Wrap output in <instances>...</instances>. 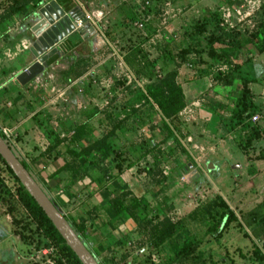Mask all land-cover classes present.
<instances>
[{
	"label": "rangeland",
	"instance_id": "374dc122",
	"mask_svg": "<svg viewBox=\"0 0 264 264\" xmlns=\"http://www.w3.org/2000/svg\"><path fill=\"white\" fill-rule=\"evenodd\" d=\"M171 1V7L167 9L166 14L164 13L165 9H162V12L159 10L150 20L138 19V17L131 21L128 20L126 27L122 31L123 34H121V42L112 43L109 41L104 30L103 33L101 31L96 42L95 40L91 41L92 44L98 41L102 48L97 49L99 52L94 54L95 58L88 56V61L81 66V69L77 70V76L80 74V77L84 72L88 71L86 78L89 79L86 86L81 85V83L77 85V107L75 106L76 108L73 109L70 108V105L64 107L61 103L57 104L56 108L59 111L65 108L66 110L68 109L69 113L66 116H57L52 120L54 124H56V121L61 120L66 125L72 126L71 132L68 135L66 134L67 136L65 135L67 146L77 151L83 149V147L81 148L83 145L89 147L94 142L98 143L99 139L106 136L115 127L114 122L121 120L116 117L108 119L101 113V110L98 114L92 110L88 114V121H90L89 124L93 130H85L81 136L74 137L73 130L75 127L73 125L80 122L81 108L96 104L95 106L104 110L111 107V103L113 104L116 101L118 105H121L125 101L126 92L130 94L137 93L138 89H142L144 84H148L153 80L149 74L150 71H152L151 74H154L157 67L159 71L173 69L180 72H188L186 73L188 76L201 75L204 71L203 69L207 70L208 68L213 69L212 71L216 73L213 76H219L222 71L224 72L225 66L229 68L227 63L208 59L207 54L202 51L205 43H211L214 48H219L223 43L229 41V37L226 34L228 30L219 26L220 18H209L206 21L209 14L214 11H217L219 15L220 8L226 4V0ZM140 2L141 0H139ZM8 5L10 3L7 5L1 4L0 11L2 12V7L5 10ZM88 11L93 14L92 11ZM257 12V22L264 20V0L261 1ZM98 14L102 18L103 13ZM105 16L109 17L108 14ZM135 21L137 22L135 23ZM137 23H142V26L139 27L136 25ZM198 28L202 30L200 33L197 32ZM197 34L200 35L199 38L195 37L198 36ZM121 44H124L123 48L125 49L120 47ZM183 45L189 46L193 50L188 56L189 61L186 62H182L179 56L180 48ZM255 46L256 44L252 43L242 49L238 58H236L238 61L234 58L232 60V64H236L235 69L233 71L227 69L226 72L229 71V74L237 73L238 70L239 72L242 70L243 66L248 65L253 51L258 54ZM108 55L110 56L105 64L99 68L97 67L96 70V67H94L95 63L103 60L104 57H108ZM156 60H158V65L150 64L151 61ZM232 67L234 68V66ZM90 71L91 73L88 74ZM181 76H184V73H179V77ZM137 77L141 78V80H138ZM44 86L47 88L44 89ZM44 86L43 89L46 92L50 91L51 86L49 84ZM83 87H86L84 92ZM113 88L115 89L114 92L111 90ZM38 90L39 88L31 87V92H37ZM53 91L51 90L50 93H53ZM94 92L97 93L99 98L91 99L90 93ZM116 92L121 95L112 97V93ZM25 97L13 95V97L10 96V98L6 99L5 102L4 99H0V130L5 135L6 142L11 144L17 150L19 156L25 158L28 162L34 178L46 190L48 196L54 200L59 211L70 220H77V218L83 220L86 229L92 234L90 237L93 240L92 242L83 240V242L92 251L97 261L103 264H259L255 260L254 249L255 247L263 248L264 227L260 226L255 229L254 224L249 222L253 217L252 211H236L237 220L230 221L224 228L222 223L216 233L214 230H210L209 227L217 221L219 213L223 209L214 194L218 192V188L223 192L224 189L218 183V176L212 175L208 180L200 178L199 185L193 189L192 185L188 183H191L192 178H194L193 172L198 167L192 163L187 166L184 161V154L177 155L176 158H171L167 162L164 158L161 159L162 164L152 168L154 177L150 176L148 170L142 168L143 165H147L144 164L143 160H140L138 165L131 168L123 167L120 174H118L117 168H114V165L109 162V159L100 163L101 172H98V174L103 173V176H101L103 181H100L103 182L101 187L107 184H109L110 188L112 186L118 187L119 191L120 189L122 191L120 193L124 200L128 204L136 201V204H138L136 208L145 209L143 211L145 215L150 214V205L157 207L168 202L167 205L164 204L165 212L169 214L168 216L176 224L174 233L168 241H152V243L145 244L149 234V224L154 223L153 220L157 219L153 218V213L148 216L150 217L149 219L142 217L145 222L140 226V233H142L139 236L140 239L133 236L132 241L135 245L147 246L144 256L137 258L133 254V247L128 256L124 254L123 250L118 248V252L116 251L115 254L117 259L108 262L106 260L108 254H106V250L103 247L115 241L114 237L110 236L112 232L110 226L112 225L101 226L103 223H100L101 225H99V222L96 223L95 215L97 211H93L92 206L98 199L94 196L93 189L84 190L82 189V182H75L71 189L75 196L70 197L67 193L71 191L68 190L66 192L54 187L57 178L64 177V172L61 171L53 178L50 176L56 167L62 165V159H66V161L73 163L77 167V155L65 153L63 157L53 160V157L47 154L45 150L47 145L43 132L33 125L31 120L28 119L27 124L24 123L22 127H18L17 123L26 118V113L18 114L20 121L7 119L6 112L8 110L14 111L16 105L24 106L18 100L21 101V98ZM152 106L156 107L155 104H152ZM149 108L147 104L137 107L138 110L141 109L139 112L142 115L150 111ZM76 117L77 122H73ZM131 118L124 120V122L132 121ZM125 125L127 127V124ZM124 135H126L130 144L136 146L141 140L147 139L151 133L148 129L143 131L138 128L135 131H125ZM117 140L120 145L121 137ZM232 149L233 158L230 160L232 163L239 161L241 164L240 168H234L232 164L225 165L220 170V175L223 177L222 181L226 183V186L233 188L237 182L236 180L243 184L247 182L249 171L247 169L248 166L245 164V155L242 150L234 146ZM195 153L200 152L196 149ZM31 154L37 155L35 157L37 158L36 161L30 157ZM43 160L47 161L44 168ZM147 160L149 162L150 158L148 157ZM182 165L184 167L178 170ZM200 165L206 170L205 163L202 162ZM138 166L140 168H137ZM173 171H175L174 174ZM164 174L170 176L171 180L170 183L166 181L168 184L166 183L165 188L162 185V188L156 181ZM259 179L258 177L255 181L256 191L254 193L257 195L248 199L244 198V203L248 205V208L252 204L257 203L254 201L262 200L264 188L262 181L259 182ZM184 184H186L185 188L183 187ZM97 186L95 185L94 187ZM16 189V181L0 162V235L3 229V232H5V228L2 226L6 227L7 230V234L4 236L6 238L5 246L0 249V264H73L61 250L60 245L52 244L40 234L39 226L37 227L38 223L31 217L24 203L20 201ZM77 189H79L78 193ZM192 189L193 191H191ZM172 190L176 191L175 196H169ZM106 192L108 193V191ZM164 192H166V195ZM139 198L141 200L138 201ZM169 200H171L172 205H169ZM87 209H89V212L87 211L86 213ZM255 211L259 212V214L264 213V206H258ZM97 227L103 228L100 229L101 232H98ZM189 240L194 241L191 252L185 255L177 254V250ZM53 253L58 255L60 262L56 257L51 256Z\"/></svg>",
	"mask_w": 264,
	"mask_h": 264
},
{
	"label": "crops",
	"instance_id": "0c3cea01",
	"mask_svg": "<svg viewBox=\"0 0 264 264\" xmlns=\"http://www.w3.org/2000/svg\"><path fill=\"white\" fill-rule=\"evenodd\" d=\"M42 1L45 3L49 0H40L36 4L34 1L30 0L25 13H23V9H21L15 14H12L6 21V34L8 39L0 36V90L6 87L9 91V96L11 97H13V95L25 97L26 95L25 98H21V101L18 100V102L22 103L24 106H20V104L15 106L16 111L18 108L21 109L19 113H26V118H23L21 121L19 120L20 122L17 123L18 127H22L24 123L27 124L28 119L31 120L33 125L37 126L35 121L32 120L31 116L35 112L41 110L43 111V117H50L48 121L50 127L54 131L59 132L60 136H64V133L71 132L72 126L66 125V123L61 120L56 121V124H54V121L52 120L57 116H66L69 111L65 108L59 111V109L56 108V105L61 103L64 107H67L68 105H70V108L73 109L77 107V85L81 83V85L86 86V84L89 82V79L86 78V73L88 71L84 72L81 77H77V70L81 69V66L86 61H88V56H92L93 58L94 54L99 52L97 49L102 46L98 41L95 44H92L91 41L95 40L96 42L99 34L101 31L103 33L104 30V32H117L115 42H121V34H123L122 31L125 27L124 24H126V22L130 20V18L135 13L140 11V3L139 0H80L86 10L88 9L93 12V16L96 21L95 23H91L96 29L95 33L90 34L87 32L88 36L85 38H83L81 34L77 33L76 31L67 35L62 41L56 44L58 47V52L49 58L51 61L47 60L48 65L45 66L46 68L44 72L38 77L22 85L16 80V76L34 61V57L29 50L31 43V34L29 33V28L33 23V14ZM9 2V0H0V5H7ZM167 3L170 4V1H167ZM58 4L65 11H69L66 10L64 3L58 2ZM3 9L4 8L2 7L1 10L3 11ZM101 12L103 13L102 18L98 14H101ZM106 14H108L109 17H106ZM153 16L154 13L149 14L148 19L150 20ZM138 19H141V17H138ZM136 22L137 21H135V23ZM105 27L107 28L106 30ZM123 45L124 44H121V46ZM252 54L253 55L250 58L251 60L249 64L243 66L240 72L238 70L237 73H232V77L230 78L229 82V77L225 76L228 75V71L226 72V70L229 68H227V66H225L226 69L224 68V72L222 71L221 75L218 76L219 78H217V76H213L216 73L212 71L213 69L209 68L204 70L203 73L198 76H188L186 75L188 72L180 71H178L177 76V82L182 89L185 100V106L178 113V116L181 123L180 130L184 135L180 141L185 147L186 152L178 151L176 148L177 153L171 155L169 160L171 158H176L177 155L184 154V161L187 166L189 163H192L194 166L195 164L197 165L198 168H196L193 172L194 178H192L191 183H188L189 185H192L193 189L195 186L199 185L201 180L200 178H202V180H208L211 175L218 176V183H220V186L224 189V192L218 188V192L214 195L220 196L228 205V207L234 212L251 211L261 202L260 200H256L254 202L257 203H251L252 205L249 208L247 207L248 205H245L244 203V198L248 199L257 195L254 192L256 191L255 181L258 177L260 178L259 182L262 181V186L264 188V53L256 54L253 51ZM109 56L110 55L95 63L94 67H96V70L97 67L99 68L101 65L105 64ZM77 61H79L78 65ZM70 67H72V71H70L71 73L65 75L66 72L69 71ZM90 73L91 71L88 74ZM179 73H184V76L179 77ZM65 78H69V81L65 82ZM43 84L46 86L49 84L51 86L50 91L46 92L44 89L47 87H45ZM42 85L44 86V89ZM31 87L35 89L39 88L40 91L38 90L37 92H31ZM84 88L86 89V87H83V92L86 91ZM244 89L250 91V99L258 108V111L254 114L259 115V119L256 122H253L251 119L247 118L245 122L241 124H235L231 119L233 109L235 108L236 100ZM51 90H54L53 93H50ZM111 90L114 92L115 89L113 88ZM59 91L64 92V94L59 96ZM90 94L91 99L99 98L95 92ZM119 94L120 93L118 92L114 94L112 93V97ZM125 95V101H127L129 98H135L138 95V92L131 94L126 92ZM125 101L121 104L126 103ZM117 103V101L113 104L111 103V107L108 109L105 108L104 110L103 108L95 106L96 104L90 107L81 108L80 117L82 112L88 108L90 111H95L96 114H98L101 110V113H103L106 118L108 116H111V119L119 115L120 117L125 116L126 113L123 112L124 109L120 110L121 105H118ZM142 103H144L143 100L136 102L135 107L142 105ZM218 105L224 109L221 110ZM128 110L129 109L126 108V111ZM148 112L149 111L145 112V114ZM73 122H77V117ZM128 123L125 122L127 127L129 126ZM160 123L159 116L156 113H153L151 115V119L146 123V125L144 127H140L139 129L143 131L148 129L150 133L153 132L152 134L156 135L155 141H157L163 137V130L159 128L161 125ZM125 124L124 122L122 123L123 128L121 129L120 144L123 149L131 147L129 140L126 138V135H124L125 131H130L127 129ZM75 125L77 126V124ZM75 125L73 126L76 127ZM251 127L257 128L261 134V137L258 141L253 142L252 146H250L252 150L247 154L244 150H242L240 144L245 140L246 136L249 135V129ZM38 129L40 128L38 127ZM40 131L42 130L40 129ZM45 140L46 145L48 146L49 142L46 137ZM65 143L67 142L64 141V144ZM167 145L169 147H173L175 144L172 140H170L167 142ZM233 146L242 150L243 154L245 155V164L248 166L247 169L250 174L248 173L249 178L247 182L243 184L236 180L237 182L232 188L226 186V183L222 181L223 177L220 175V170L223 166L228 164H232L234 168H240L241 164L239 161L232 163L230 160L233 158ZM196 149H198L200 153H195ZM202 162L206 164V170L201 167L200 163ZM208 163H210V166L207 165ZM174 172L175 171H173V174ZM167 177L168 178L166 181L170 183L171 177ZM166 181L159 185L161 187L163 185L165 188V185L168 184ZM185 185L186 184L183 185L184 188ZM105 186L101 188L99 186L92 188L94 196H96L98 199L96 200L97 202L93 204V206L98 205V203L103 200L104 196L109 195V189H105ZM107 187H109V184H107ZM193 189L191 191H193ZM106 191H108V194ZM164 193L166 195V192ZM175 194L176 191L172 190L169 196H175ZM169 201V205H172L171 200ZM167 203L164 204L167 205ZM164 204L157 207L150 205V208L155 209V213L159 214L158 216L160 217L162 215L161 213L169 215L165 212L166 209ZM110 210L105 211L102 208H97L96 223L99 222V225H101L100 223H103L101 226L109 225L106 223V220L113 218L115 215L114 212ZM126 214L127 213L123 212L120 217H117L113 224H110L112 226L109 225L112 231L110 236H112V238L114 237V240L121 237H126V235L129 233L137 230V225L135 222L130 217H127ZM2 227L5 228V232H3L4 229L1 231L0 249L4 248L5 246L6 238H4V236L7 234L6 227ZM97 228L98 232L100 229H103L102 227ZM133 236L138 237L139 239V234L137 232L134 233Z\"/></svg>",
	"mask_w": 264,
	"mask_h": 264
},
{
	"label": "trees",
	"instance_id": "16d2710c",
	"mask_svg": "<svg viewBox=\"0 0 264 264\" xmlns=\"http://www.w3.org/2000/svg\"><path fill=\"white\" fill-rule=\"evenodd\" d=\"M10 5L1 12L0 14V36H3L5 39H8V36L6 34L7 31V24L6 21L8 18L12 15L18 12L19 10L23 9V13L27 10V6L29 4L30 0H9ZM34 3H38L40 0H32ZM167 1L171 0H141L140 2V11L138 13H135L131 18V20H134L137 17H141L143 20H148V15L152 13H158L159 10H161L165 6V3ZM236 0H227V3L235 2ZM59 3H64L66 10H70L75 5H77L76 0H57ZM147 2V3H146ZM164 4V5H163ZM163 5V6H162ZM162 6V7H161ZM211 18H219L218 12L214 11L213 13L209 14L208 19ZM204 21V23H206ZM218 21V20H217ZM202 23V24H204ZM126 27V24H124ZM198 28L197 32H201ZM115 31H107L106 37L111 42H115L116 34ZM227 36L229 37V41H226V43H223L219 48H214L211 43H205L203 46L202 51H204L208 59L212 61H219L221 63H227L229 65L228 70H234L236 67V64H232L233 58L237 60L240 52L242 49H244L249 44H256V50L258 53H264V20H260L257 22V25L255 29L251 32H235V31H227ZM198 35V34H197ZM196 38H199L200 35L195 36ZM122 49L123 46H121ZM192 48L189 46L183 45L182 48H180V60L182 62L189 61L188 56L192 52ZM128 60V59H127ZM238 61V60H237ZM79 64V61H77V65ZM151 65H158V60L151 61ZM234 66V68L232 67ZM161 68V66H160ZM206 70V69H203ZM72 71V67H70L69 71L66 72L65 75L70 74ZM152 71H150V78H153L152 81H150L148 84H144L142 86V89H139L138 95L135 98H129V100L125 101L126 103L121 104L120 110L124 109L123 112H125V116L122 118L119 116H115L116 118H120L121 120H118L114 122L115 127L111 129L106 136L99 139L98 143L94 142L93 145L87 147L85 145L81 146L83 149H79L75 151L74 149L70 148L69 146L64 144L65 141V135L70 132L64 133V136H60V133L57 131H54L50 125L48 124L50 117H43L42 113L43 111L39 110L35 112L31 118L35 121L37 126L42 130L43 134L48 140V146L46 147L47 154L51 155L53 157V160H56L58 157H63L65 153H70L72 155H77V167L73 165V163H70L69 161H66V159H62L63 163L62 165L56 167L52 174L50 175L52 178L57 176L61 171L64 172V177L57 178L54 187L64 190L68 192L67 194L70 197L75 196V193L72 192V187L75 185V182H82V189L84 190H92V188L96 185L99 187L102 186L103 181L101 176H103V173L98 174V172H101V168L99 167L100 163L104 160L109 159V162H111L114 166V168H117L118 174H120L124 168H131L132 166L138 165L140 160L144 161L143 169L148 170L151 177H154L153 174V167L159 166L162 164L161 159H165L167 162L169 160V157L178 151L186 152L185 147L182 145L180 139L184 137L183 133L180 130V120L178 113L184 108L185 106V100L182 93V89L180 85L177 82V76L178 71L176 70H169L166 69L164 71H159V68L157 67L156 72L151 74ZM158 74V75H157ZM220 74V73H219ZM228 75H225L226 77H229L228 82L230 81V78L232 77V73L229 74V71L227 73ZM64 75V74H63ZM64 75V76H65ZM80 75V74H79ZM78 75V76H79ZM77 76V77H78ZM218 76V75H217ZM220 76V75H219ZM66 77V76H65ZM138 80H141V78L137 77ZM219 78V77H218ZM69 78H65V82H68ZM244 82V81H243ZM246 86V84H245ZM251 93L247 89H244L238 99L235 103V108L233 109L232 117L231 119L234 121L235 124H241L245 122L247 118L251 119V117L254 115L255 112L258 111V108L254 105V103L250 99ZM10 98L9 91L6 87L0 91V99H4V102L6 99ZM141 100L144 101L142 104L149 105L150 111L145 115H140L138 113L140 110L135 107L136 102H140ZM152 104L156 105V108L152 106ZM220 105H218L219 107ZM126 108L129 109L126 111ZM221 110H223V107H219ZM21 109L18 108L16 110H8L6 112L7 119L10 121H18V113ZM90 109H86L82 112V115L80 117L81 122L77 124L75 129L73 130L74 137L81 136L85 130L92 131L93 128L89 124L90 121H88V114L90 113ZM121 112V111H120ZM153 113H156L160 118V126L162 131L163 137L159 140L155 141L156 135L152 134L147 138L140 141L139 144L132 145L131 147H128L127 149H123L121 144L119 145L118 140L121 137V129L122 123L124 120H128L129 118L132 119V121L129 122V126L127 129L135 131L136 129L140 127H144L146 123L151 119V115ZM107 118H111V116H108ZM86 119V120H84ZM84 120V121H83ZM126 122V121H125ZM124 122V123H125ZM153 127V125H152ZM0 135L3 137V139H6L5 135L0 130ZM66 135V136H67ZM261 137V134L257 128L251 127L249 129V135L246 136L245 140L240 144L242 150H244L247 154L252 149L250 146H252L254 141H258ZM117 140V141H116ZM172 140L175 144L173 147H169L167 145V142ZM11 150L14 152V154L18 157L22 165L32 174V170L30 168V165L25 160V158H22L19 156L17 150L11 145L8 144ZM85 146V148H84ZM177 148V149H176ZM37 155H30V157L36 161L37 158H35ZM147 157H150V161L148 162ZM111 160V161H110ZM0 162L4 165L8 173L12 176V178L17 183V195L19 196L20 201H22L26 207V209L30 212L31 217L38 223L37 227L39 226L38 230H40V234H42L43 237L46 238L47 241H50L54 245H60L61 250L64 252V254L70 259L73 264H82L80 259L77 257V255L73 252V250L66 244L56 227L53 225V223L50 221V219L47 217V215L44 213L42 208L37 204V202L34 200V198L28 193V191L24 188V186L21 184L19 179L16 177V175L13 173L12 169L7 165L5 160L0 155ZM148 162V163H147ZM43 163L45 164L43 168L46 166L47 161L43 160ZM99 167V168H98ZM184 167L183 165L178 169L181 170V168ZM137 168H140L138 166ZM65 170V171H64ZM34 177V176H33ZM158 178V176H156ZM155 177V179H156ZM167 175H162L161 178L157 179L156 183L158 184L163 183L167 180ZM36 182L38 183L37 179L35 178ZM39 184V183H38ZM105 186V185H103ZM41 187V186H40ZM42 188V187H41ZM105 188L109 189V195L104 196L103 200L98 203L96 206H92L93 211H96V209H104L110 210L114 212V217L107 219L106 223L112 224L117 217H120L123 212L127 213L126 216L130 217L135 224L137 225V230H134V232L129 233L126 235V237H121L119 239H115L113 243L110 245H106L103 247L104 250H106V254H108V257H106V260L108 262L115 261L116 258V251L119 248L120 250H123L124 254L128 256V254L131 253V247L127 245L128 242H133V234L138 233L139 236L142 234L140 233L141 224H143L145 221L142 220V217L145 219H149L151 213H155V209H150L149 215L143 213L145 209L138 207V204H136V201L131 202V204H128L126 200L122 197L121 189L119 191L118 187L112 186V188L105 186ZM44 192L47 194L46 190L42 188ZM79 192V189H77V193ZM108 194V193H107ZM48 195V194H47ZM50 198V197H49ZM219 204L223 207V209L220 211L218 219L215 223H213L209 229L214 230L215 233L219 231L221 224L223 223V228L226 224H228L232 220H237L235 212L228 207V205L225 203V201L220 197L217 196ZM52 203L56 206L54 200L50 198ZM141 200L140 198L138 201ZM102 205V206H101ZM258 206H264V191H263V197L261 202L255 206L252 211V219L249 220V222L254 224V228L257 229L260 226L264 227V213H260L255 211V209ZM59 209V208H58ZM89 212V209H87L85 212ZM250 211V212H251ZM258 213V214H257ZM161 217L158 216L159 214L155 213L153 215V218L157 220H153L154 223H150V229L149 234L147 237V240L145 241V244L152 243V241H161L165 242L168 241L171 238V235L174 233V228H176L175 222L169 217L168 215H165L164 213H161ZM70 223L72 228L74 229L75 233L80 237V239L93 241L90 236L92 234L86 229V226L84 225L83 220L80 218L76 219H68L64 214H62ZM97 215V214H96ZM95 215V217H96ZM155 216V217H154ZM109 218V217H108ZM151 222V220H149ZM140 239V238H139ZM194 241L189 240L183 244V246L177 250V254L179 255H185L186 253H190L192 249V243ZM134 243V242H133ZM143 243V242H142ZM47 246V244H45ZM137 247L141 245H135ZM110 248V249H109ZM113 251H112V250ZM118 252V251H117ZM92 253V251H91ZM111 254V255H109ZM54 258L60 262V259L58 255L53 253L51 255ZM254 256L255 260L258 261L259 264H264V244L263 248L255 247L254 249ZM138 258V256H136ZM102 264V262H99Z\"/></svg>",
	"mask_w": 264,
	"mask_h": 264
},
{
	"label": "water",
	"instance_id": "95a60500",
	"mask_svg": "<svg viewBox=\"0 0 264 264\" xmlns=\"http://www.w3.org/2000/svg\"><path fill=\"white\" fill-rule=\"evenodd\" d=\"M32 18L33 23L29 28V33L31 34L29 50L34 57V61L16 76V80L22 85L44 72L45 66L48 65L47 60L51 61L49 58L58 52L56 44L62 41L67 35L76 31L85 38L88 36L87 32L94 34L96 31L94 25L84 16L79 4L75 5L69 11H65L56 0H49L45 3L42 1ZM78 20L82 21V25H77ZM0 155L12 169L24 188L42 208L82 264H100L75 233L68 220L55 207L49 196L36 182L33 175L22 165L1 135ZM207 165L210 166V163Z\"/></svg>",
	"mask_w": 264,
	"mask_h": 264
},
{
	"label": "built area",
	"instance_id": "2783aa9c",
	"mask_svg": "<svg viewBox=\"0 0 264 264\" xmlns=\"http://www.w3.org/2000/svg\"><path fill=\"white\" fill-rule=\"evenodd\" d=\"M77 3L81 4V9L84 16L88 21L95 23L96 19L93 14L89 13L86 8L82 5L80 0H76ZM262 0H236L232 3H226L220 8L219 11V26L227 29L228 31H239V32H251L255 29L257 25V15L256 12L259 10ZM147 3V2H146ZM170 7L169 3H165L163 9L164 13H167V9ZM258 13V12H257ZM77 25H82V21L78 20ZM139 27L142 26V23H137ZM59 96H62L64 92L59 91ZM259 119V115L254 114L251 117L253 122H256ZM128 246L133 247V254L138 257H143L146 252V245H141L139 247L135 246L133 242H128ZM103 264V263H102ZM113 264V263H108ZM116 264H127V263H116Z\"/></svg>",
	"mask_w": 264,
	"mask_h": 264
},
{
	"label": "flooded vegetation",
	"instance_id": "af4514ba",
	"mask_svg": "<svg viewBox=\"0 0 264 264\" xmlns=\"http://www.w3.org/2000/svg\"><path fill=\"white\" fill-rule=\"evenodd\" d=\"M22 264V263H21Z\"/></svg>",
	"mask_w": 264,
	"mask_h": 264
}]
</instances>
